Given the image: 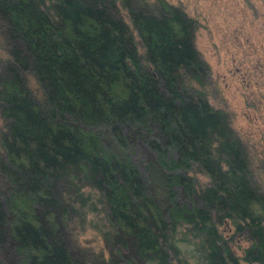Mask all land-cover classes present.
Segmentation results:
<instances>
[{"label":"trees","instance_id":"1","mask_svg":"<svg viewBox=\"0 0 264 264\" xmlns=\"http://www.w3.org/2000/svg\"><path fill=\"white\" fill-rule=\"evenodd\" d=\"M195 28L164 0H0L9 264H264V181L206 99Z\"/></svg>","mask_w":264,"mask_h":264},{"label":"rangeland","instance_id":"2","mask_svg":"<svg viewBox=\"0 0 264 264\" xmlns=\"http://www.w3.org/2000/svg\"><path fill=\"white\" fill-rule=\"evenodd\" d=\"M164 1L195 21L194 46L208 67L203 88L206 99L226 114L248 151L257 180L264 181V0ZM4 47L0 35V60L6 58ZM25 79L32 96L39 99L33 76L26 74ZM145 154L136 146L132 159L139 166ZM77 244L93 251L102 247L90 229L79 234ZM232 244L243 247L247 243L235 237ZM12 258V244L7 240L0 250V261L9 264Z\"/></svg>","mask_w":264,"mask_h":264}]
</instances>
